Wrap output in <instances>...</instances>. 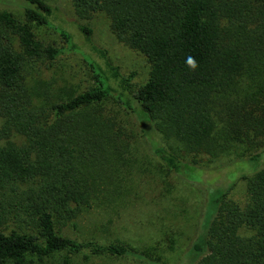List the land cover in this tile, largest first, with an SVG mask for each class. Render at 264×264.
Wrapping results in <instances>:
<instances>
[{"label":"trees","instance_id":"trees-1","mask_svg":"<svg viewBox=\"0 0 264 264\" xmlns=\"http://www.w3.org/2000/svg\"><path fill=\"white\" fill-rule=\"evenodd\" d=\"M22 1V21L0 10V140H6L0 145V264H47L57 253H63L59 264H70V255L84 249L112 256L129 250L120 241L62 233L82 211L120 194L115 168L126 145L108 117L86 112L113 93L128 110L145 113L164 140L182 142L191 163L198 155L246 156L247 147L238 146L264 142V0H72L81 17L104 12L112 32L146 57L149 75L131 91L130 76L95 63L93 86L40 104L26 74L34 61L57 54L32 30L46 24L51 8L43 0ZM13 135L22 141L10 140ZM153 146L166 166L185 174L186 155ZM243 178L244 204L228 191L216 198L192 246L196 264H264V167Z\"/></svg>","mask_w":264,"mask_h":264},{"label":"rangeland","instance_id":"rangeland-1","mask_svg":"<svg viewBox=\"0 0 264 264\" xmlns=\"http://www.w3.org/2000/svg\"><path fill=\"white\" fill-rule=\"evenodd\" d=\"M51 8L44 25H33L35 38L45 46L56 49L51 60L38 59L28 65L26 78L35 104L56 101L93 86L91 65L102 68L116 66L121 76H130L129 89L134 91L146 81L150 64L139 51L120 40L111 30L107 15L93 12L81 17L72 0H43ZM22 0H0V10H8L16 19L23 20ZM87 26L91 33L84 34L79 26ZM114 81V85H118ZM113 93L96 109H87L94 118L106 117L115 130L120 131L118 141L126 145L115 172L120 194L110 204H98L85 209L65 226L62 233L71 238L103 243L120 241L129 247L122 256L109 254L89 255V251L71 254L70 264H196L197 255L192 246L204 233L215 202L225 191L227 197L244 204L246 180L264 167L263 143L238 146L248 154H220L216 158L198 155L197 163L187 153L185 145L174 137L164 140L155 130L145 113L128 110ZM1 124V121H0ZM10 140L22 141L19 135ZM0 140V145L5 143ZM238 143L237 145H239ZM186 155L181 157L189 168L184 173L170 169L155 154L154 146ZM184 151V152H183ZM250 153L258 157L251 160ZM17 227L15 221H9ZM158 260H152L147 257ZM57 253L47 264H59ZM88 255V257H85Z\"/></svg>","mask_w":264,"mask_h":264}]
</instances>
